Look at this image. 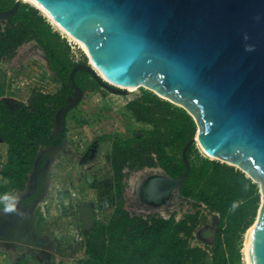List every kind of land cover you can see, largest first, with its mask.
<instances>
[{
  "label": "water",
  "instance_id": "water-1",
  "mask_svg": "<svg viewBox=\"0 0 264 264\" xmlns=\"http://www.w3.org/2000/svg\"><path fill=\"white\" fill-rule=\"evenodd\" d=\"M30 1L81 44L89 65L76 64L69 72L71 94L55 115V141L39 149L27 177L32 187L26 180L18 192L31 196L44 175L27 212L43 199L48 170L64 148L66 115L82 99L74 80L80 70L115 95L125 96L130 88L149 91L183 109L195 124L197 137L181 150L183 173L172 178L159 169L162 173L148 176L139 191L142 200L155 205L173 192L179 195L189 173L187 151L194 145L259 186L248 264H264V0ZM22 4L15 0L0 11V25ZM84 222L81 211L83 236L91 228Z\"/></svg>",
  "mask_w": 264,
  "mask_h": 264
},
{
  "label": "trees",
  "instance_id": "trees-1",
  "mask_svg": "<svg viewBox=\"0 0 264 264\" xmlns=\"http://www.w3.org/2000/svg\"><path fill=\"white\" fill-rule=\"evenodd\" d=\"M14 3L0 0V11ZM30 40L44 52L61 87L54 94L32 93L26 103L0 100V143L6 146L0 196L6 200L24 190L39 149L55 140V115L71 93L67 77L76 65L46 18L34 7L22 4L4 26L0 25V61L12 58ZM86 76L99 86L88 73L79 70L74 80L82 94ZM125 110L146 128L112 143L106 161L111 167L117 205L107 224L96 222L85 233L86 259L79 264H241L242 238L253 224L259 205L258 187L237 169L200 157L194 146L187 151L189 173L179 195L219 215L217 226L209 233L210 257L187 243L195 228L196 213L176 220L131 216L124 209L121 182L128 173L123 170L158 168L172 178L179 177L184 171L181 150L196 132L193 120L183 109L144 89L126 104Z\"/></svg>",
  "mask_w": 264,
  "mask_h": 264
},
{
  "label": "rangeland",
  "instance_id": "rangeland-1",
  "mask_svg": "<svg viewBox=\"0 0 264 264\" xmlns=\"http://www.w3.org/2000/svg\"><path fill=\"white\" fill-rule=\"evenodd\" d=\"M23 4L34 7L46 18L52 32L57 33L60 41L67 46L71 62L76 64L82 62L89 65V59L78 42L56 27L31 2H23ZM84 85L86 88L80 103L68 113L66 118L64 148L51 163V169L46 175L45 198L40 206L34 208V225L42 236H37L28 225L20 234L3 241L1 237L3 230H0V248L2 250L0 251V264H18L24 256L22 252L25 251L35 252L39 256L42 253V264H79L86 259L84 254L85 235H80L73 249L68 244L62 243L67 242V235L70 236V231L79 229L81 233L80 212L85 214L83 225L88 224L92 227L96 222L107 224L116 208L112 172L106 157L111 153L112 143L116 138L129 139L134 133L146 128V126L135 122L125 110L126 104L140 94L141 88L128 89L127 95L119 96L96 86L89 77H84ZM60 87L59 79L48 67L44 52L33 40L16 50L12 58H3L0 61V100L10 99L26 103L32 93L54 94ZM194 149L200 157L217 162L213 158L205 156L197 145H194ZM5 152L6 146L0 143V168L5 161ZM147 169L151 168H143L139 171ZM139 171L124 169L123 173L128 174L122 179L121 185L124 209L131 216L141 217L142 214L136 213V211L142 209L137 190L142 182H139V186L137 183L134 189L130 182L132 178H136ZM32 182L31 176L26 182V187L31 188ZM3 184V178L0 176V186ZM257 187L259 193V186L257 185ZM22 191L13 194L11 199L14 196L17 199L9 206L8 209L11 210L7 211L8 200L0 196V223L4 216L6 219L12 217L17 202L23 198L18 193ZM169 207L175 208L172 213H167V216L176 220L182 219L190 213L197 214L195 228L187 238V243L192 248L208 249L209 243L212 241L209 233H212L217 226L219 215L209 211L206 206L182 198L180 195L173 203H170ZM146 215V218H161L156 213L149 212ZM70 225L73 226L72 229ZM52 237L53 240H56L51 241ZM57 242H61L65 248L52 245ZM243 249L244 235L240 252L241 264H246ZM55 258H58V262ZM25 264L29 263L25 262Z\"/></svg>",
  "mask_w": 264,
  "mask_h": 264
},
{
  "label": "bare ground",
  "instance_id": "bare-ground-1",
  "mask_svg": "<svg viewBox=\"0 0 264 264\" xmlns=\"http://www.w3.org/2000/svg\"><path fill=\"white\" fill-rule=\"evenodd\" d=\"M21 2H31L30 0H19ZM32 3V2H31ZM34 6H36L34 3H32ZM38 9H40L38 6H36ZM41 10V9H40ZM42 11V10H41ZM43 12V11H42ZM44 13V12H43ZM45 14V13H44ZM46 15V14H45ZM47 16V15H46ZM48 17V16H47ZM49 19V17H48ZM51 21V19H49ZM52 22V21H51ZM53 23V22H52ZM54 24V23H53ZM55 25V24H54ZM56 27H58L57 25H55ZM61 31L65 32L71 39L73 37H71L66 31H64L63 29H61L60 27H58ZM74 39V38H73ZM75 40V39H74ZM76 42H78L77 40H75ZM79 43V42H78ZM80 47L82 48L81 44L79 43ZM132 89V88H130ZM129 91V90H128ZM195 138L197 137V134L194 136ZM54 161V160H53ZM146 173V174H145ZM158 173H162L161 170L159 169H154V170H149L148 172H144V171H139L136 174V178H132L131 179V186L134 189L136 184L138 183L139 186V182L141 181L142 184L141 186H139V191L141 190V188L143 187L144 184V179L147 178L150 175H158ZM179 195L176 192H173L168 199L164 198L162 199L160 202H158V204L152 205L149 204L148 202L144 201L141 199L140 197V203L142 205V209H139L136 211V213L142 214V215H146L149 212L156 213L158 215H162V216H166L167 217V213H170L174 210L175 207L170 208V202L173 203L174 200L177 199ZM149 207V208H147ZM256 220V219H255ZM256 222L254 221V223L248 228V230L246 231V233L244 234V259H245V263L248 264V245H249V239L251 237L252 234V229L253 226Z\"/></svg>",
  "mask_w": 264,
  "mask_h": 264
},
{
  "label": "crops",
  "instance_id": "crops-1",
  "mask_svg": "<svg viewBox=\"0 0 264 264\" xmlns=\"http://www.w3.org/2000/svg\"><path fill=\"white\" fill-rule=\"evenodd\" d=\"M6 153V152H5ZM4 158H6V156L4 157ZM5 160V159H4ZM5 162V161H4ZM3 162V163H4ZM2 167V166H1ZM51 168H49V170H50ZM49 170H48V173H49ZM44 198L45 197H43V199L41 200V203H38V204H35L33 207H32V209H30L31 211H30V213H29V218H30V227H31V231L32 232H35L36 234H37V236H42L41 235V233H38V231L36 230V227H35V225H34V212H35V209L34 208H36L37 206H40L41 204H42V202H43V200H44ZM14 200H16V198L14 197V198H10V199H8V202H7V209L9 208V206L12 204V202H14ZM17 205H19L20 206V203H18V204H16V206ZM15 206V207H16ZM17 210V209H16ZM14 211H15V209H14ZM14 214V213H13ZM3 217V216H2ZM15 219V218H14ZM7 220L8 219H6L5 218V216H4V218H2V220H1V223H0V230H4L5 229V226L7 225ZM70 228L72 229L73 228V226L72 225H70ZM17 230H19V229H17ZM29 230V231H30ZM78 231H79V229H78ZM77 231V229H75L73 232L72 231H70L69 232V235L70 236H68L67 235V242H63L62 244H68V246L69 247H71V249H73V247H74V245H76V242H78V238L80 237V235L82 236V234L80 233V231L78 232ZM48 234H50V233H48ZM2 236V239H3V241L5 240V239H10L9 237L8 238H5V234H4V232L1 234ZM55 237H57V236H55ZM57 238H59V237H57ZM50 240L52 241L53 240V237L52 238H50ZM54 240H56V239H54ZM53 240V241H54ZM57 244V245H56ZM56 244H52V245H54V247H57V246H59V247H61V248H65V245H62L61 244V242H57ZM3 249V248H2ZM0 251H2L1 250V248H0ZM55 251H57L58 252V250L57 249H55ZM22 254H24V256H23V258H22V260H20L19 262H18V264H25V262H28L29 264L31 263V264H42L43 263V254L42 253H40V256L38 255V254H35V252L34 253H32V252H22ZM38 255V256H37ZM55 260H56V262H58V258H55ZM51 262H52V260H51ZM50 264H52V263H50ZM58 264V263H57Z\"/></svg>",
  "mask_w": 264,
  "mask_h": 264
},
{
  "label": "flooded vegetation",
  "instance_id": "flooded-vegetation-1",
  "mask_svg": "<svg viewBox=\"0 0 264 264\" xmlns=\"http://www.w3.org/2000/svg\"><path fill=\"white\" fill-rule=\"evenodd\" d=\"M71 94V93H70ZM69 96V95H68ZM54 130V129H53ZM65 139V138H64ZM55 141V140H54ZM54 141L51 143L53 144ZM50 144V145H51ZM49 146V145H48ZM149 170H154V169H147L146 171L148 172ZM144 171V172H146ZM146 174V173H145ZM45 181V177L44 175H41V178L36 180L37 186H35V188H33V193L31 194V196L26 197V198H21L18 202L20 203V206L17 205L15 207V211L14 214L12 215L11 218H9L7 220V225L5 226V229L3 230L4 234L6 235L5 238H10L12 236H15L16 234H20V232H22L25 228L28 227V225H30V218H29V213L27 212L28 207L27 206L30 204L32 205L34 200L37 197V193L41 191V189L43 188V182ZM139 191V189H137ZM17 199V198H16ZM23 200V201H22ZM22 201V202H21ZM171 203V202H170ZM17 209V210H16ZM15 218V219H14ZM95 224V223H94ZM93 227V226H92ZM92 227L88 230L90 231L92 229ZM19 229V230H17ZM88 231H85L88 232Z\"/></svg>",
  "mask_w": 264,
  "mask_h": 264
},
{
  "label": "built area",
  "instance_id": "built-area-1",
  "mask_svg": "<svg viewBox=\"0 0 264 264\" xmlns=\"http://www.w3.org/2000/svg\"><path fill=\"white\" fill-rule=\"evenodd\" d=\"M189 200V199H188ZM202 205V204H201ZM202 206H204V205H202ZM170 213H172V212H170ZM147 216V215H146ZM146 216L145 215H142L141 217L142 218H146ZM161 218H163V219H169L170 218V216H162V215H159ZM79 239V238H78ZM204 251H206V253L208 254V256L210 257L211 256V253H210V251H209V249H203Z\"/></svg>",
  "mask_w": 264,
  "mask_h": 264
},
{
  "label": "clouds",
  "instance_id": "clouds-1",
  "mask_svg": "<svg viewBox=\"0 0 264 264\" xmlns=\"http://www.w3.org/2000/svg\"><path fill=\"white\" fill-rule=\"evenodd\" d=\"M233 207H235V205H234ZM7 210H11V209H6V211H7Z\"/></svg>",
  "mask_w": 264,
  "mask_h": 264
}]
</instances>
